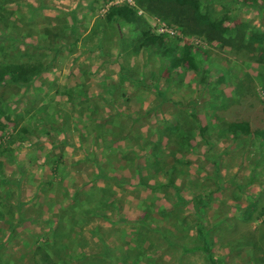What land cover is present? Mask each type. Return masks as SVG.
I'll return each instance as SVG.
<instances>
[{
  "label": "rangeland",
  "instance_id": "rangeland-1",
  "mask_svg": "<svg viewBox=\"0 0 264 264\" xmlns=\"http://www.w3.org/2000/svg\"><path fill=\"white\" fill-rule=\"evenodd\" d=\"M207 8L232 21L207 36L148 0H0V62L33 68L0 81V264H264V143L226 125L264 129V0ZM145 29L184 64L139 47Z\"/></svg>",
  "mask_w": 264,
  "mask_h": 264
},
{
  "label": "trees",
  "instance_id": "trees-1",
  "mask_svg": "<svg viewBox=\"0 0 264 264\" xmlns=\"http://www.w3.org/2000/svg\"><path fill=\"white\" fill-rule=\"evenodd\" d=\"M210 0H148L156 5L159 13L168 21L179 24L186 31L194 34H205L209 36V32H220L222 30V22L232 21L230 18L221 16L220 18H213L207 8V3ZM105 19L107 21L123 20L126 24H133L136 21L135 11L131 10L127 6H111L105 13ZM248 38L252 41L264 42V39L257 38L256 36L249 35ZM137 44L139 47L150 48L156 51H160L164 55L165 52L170 56L169 70L172 67H179L184 64V57L187 54L184 52L186 49L179 48L177 50L174 46L169 48H163L158 50L160 45L159 37L151 35L148 30H141L138 33ZM188 49V48H187ZM179 55L178 59L173 58L171 55ZM188 68H192L193 64L188 58ZM33 75V68L24 64H11L0 62V81L6 78V81L13 84H26L28 79ZM228 129L236 130L241 134H251L255 138L262 140L264 143V129L255 127L251 129V124L246 118L240 121H232L227 124ZM203 202L200 198L195 201L196 210ZM200 250L208 257L210 252L207 249V245L203 243L200 246L185 249L186 252H193Z\"/></svg>",
  "mask_w": 264,
  "mask_h": 264
}]
</instances>
